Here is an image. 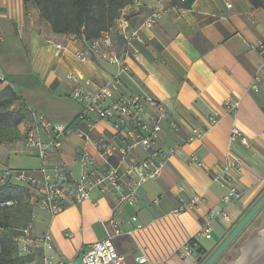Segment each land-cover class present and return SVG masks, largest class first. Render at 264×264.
<instances>
[{
    "label": "crops",
    "instance_id": "1",
    "mask_svg": "<svg viewBox=\"0 0 264 264\" xmlns=\"http://www.w3.org/2000/svg\"><path fill=\"white\" fill-rule=\"evenodd\" d=\"M166 3L171 7L159 23L152 29L141 28V40L135 41L139 54L127 60L129 72L123 88L125 95H150L167 110V116L159 119L156 107L147 108L150 121L159 120L161 125L158 141L167 154L162 175L139 186L138 200L133 204L115 207L116 196L95 186L87 200L53 217L35 205L29 225L33 243H26L23 236L18 240L21 254L32 258L28 264H81L88 245L108 236L113 237L122 264H141V256L149 264H198L263 194L264 55L259 48L264 44V6L254 7L249 0H194L190 8L180 10L169 0ZM158 4V0H144L141 9L128 15L132 29L139 28ZM10 11L12 20L6 18ZM0 20L6 22L5 28L13 25L14 35L22 41L20 46L28 52L31 68L44 80V92L58 98L66 95L73 102L69 109L63 99L52 101L50 110H45L50 119L45 117L53 122L67 125L81 110L71 98L74 82L70 74L102 84L117 71V66L94 55L80 61L77 52L87 50L89 43L54 33L48 22H40L36 9L26 8L24 0H0ZM0 38L5 51H10L12 43L6 35L0 34ZM49 39L62 41L65 49L56 52L47 44ZM114 46L119 51L123 48L118 34ZM4 75L0 73L5 82L9 81ZM23 90L29 93L30 89ZM20 98L36 112L29 101ZM90 121L79 126L89 132L90 139L71 134L64 138L60 152L50 157L51 162L62 161L76 177L84 170L80 161L84 152L94 158L95 167L107 168L108 163L116 164L120 159L118 153L109 156L100 148L101 144L120 141L112 125L95 117ZM235 128L240 131L237 137L232 136ZM148 155L138 146L121 167ZM39 166L30 171L38 174ZM226 178L241 192L230 204L224 201ZM2 181L4 184L6 179ZM195 196L198 202L190 205ZM224 208L227 218L216 219L210 235L199 240L191 257L182 258L180 247L196 236L209 211ZM137 223L143 228L128 234ZM47 235L51 248L44 244ZM243 245L228 264H240L236 262ZM230 250L216 264H222V259L232 254ZM263 256L241 264H264Z\"/></svg>",
    "mask_w": 264,
    "mask_h": 264
},
{
    "label": "built area",
    "instance_id": "2",
    "mask_svg": "<svg viewBox=\"0 0 264 264\" xmlns=\"http://www.w3.org/2000/svg\"><path fill=\"white\" fill-rule=\"evenodd\" d=\"M166 1L168 0H158V6L154 7L144 18L141 26L132 29L131 21L127 18V11L141 9L144 6V0H131L113 27L102 32L98 39L90 42L87 50L77 52V58L82 62L94 55L117 66V71L108 81L96 84L91 80L83 81L73 73L69 75L74 82L71 98L81 105L79 118L83 122H91L92 117L96 120L108 121L120 136L118 143L101 145L99 143L100 148L109 156H114L116 153L120 155L116 164L108 163L107 168L95 167L93 166L94 158L84 152L80 156L84 170L80 177H76L71 169L59 159L51 162L52 153L60 152L64 138L77 134L82 138L90 139V134L81 128L72 129L66 124L53 122L40 113L32 112L34 126L27 133V144L37 149L41 160L38 174L26 170L5 169L3 178L29 185L36 193V205L52 217L71 205L87 200L91 189L95 186H102L104 192L116 196L115 207L133 204L138 200V187L162 175L167 154L158 141L161 125L159 120L154 123L150 121L147 108L148 105L156 107L160 114L159 119L167 116V110L152 96L140 93L125 95L123 88L124 76L129 72L127 60L136 58L139 54L135 41L141 40L140 30L141 28L152 29L159 23L171 7ZM169 1L174 2V0ZM184 1L176 0L177 3ZM172 7L183 9L178 4H172ZM115 34L122 39L123 48L120 51L114 46ZM47 44L52 45L56 52L65 49L62 41L49 39ZM259 52L264 55V44L260 46ZM230 105L229 102L227 106ZM213 121L217 122V117L214 116ZM239 135V129H233L232 136ZM138 146L148 151L149 155L136 164L122 168L123 161ZM225 181L228 190L224 201L230 204L241 196V192L231 180L226 178ZM198 200L199 198L195 196L190 205L197 203ZM227 216L225 208L210 210L196 236L180 247L179 255L185 259L190 258L195 248L198 247L199 240L210 235L213 222L219 218H227ZM132 220L136 221L137 217H132ZM142 228L143 225L137 223L127 233L132 234ZM29 232V228L24 230V240L26 243H33ZM44 244L45 247L51 248L49 235L44 238ZM138 260L141 264H149L144 256ZM122 261L123 257L117 251L112 236L89 244L81 258V264H122Z\"/></svg>",
    "mask_w": 264,
    "mask_h": 264
},
{
    "label": "trees",
    "instance_id": "3",
    "mask_svg": "<svg viewBox=\"0 0 264 264\" xmlns=\"http://www.w3.org/2000/svg\"><path fill=\"white\" fill-rule=\"evenodd\" d=\"M254 7L264 6V0H249ZM131 0H24L26 8L35 5L40 18L48 22L56 34H66L90 43L98 39L102 32L115 25L123 10ZM194 0L177 3L180 8H190ZM128 12V11H127ZM130 20V16L127 15ZM0 77V85L4 83ZM8 92V95H5ZM21 100L11 86L0 92V124L14 129L25 119V114L13 113L8 108ZM83 121L77 115L67 126L80 128ZM12 139H18V131H13ZM36 193L25 183L6 180L0 184V264H28L32 258L22 255L19 238L32 222Z\"/></svg>",
    "mask_w": 264,
    "mask_h": 264
},
{
    "label": "rangeland",
    "instance_id": "4",
    "mask_svg": "<svg viewBox=\"0 0 264 264\" xmlns=\"http://www.w3.org/2000/svg\"><path fill=\"white\" fill-rule=\"evenodd\" d=\"M28 8L36 9L39 12L38 8L33 4H30ZM6 18L9 20L13 19L12 11H10V14H8ZM39 20L40 22H45V20L40 18V13ZM5 24V21L0 20V34L3 36L6 35L7 41L12 43V48L10 51H5V44L0 43V73H5L6 75L4 76L9 80L0 85V92L8 86H12L14 89L16 88L17 91L20 92V96L27 100V102L29 101L37 113H41L46 117L48 116L45 114V110H50L49 108L52 107V101L55 102L57 99H63L64 106L71 109L73 102L70 98L65 97L66 95L58 98L56 96H50L49 93L44 92V80L42 79L41 74L35 70L33 71L31 68L28 52L24 47L20 46L22 41L14 35L13 25L12 28H10V26L5 28ZM24 88L30 89L29 93H25L23 90ZM31 88L40 90H31ZM5 93V95L9 94L8 92ZM0 110L3 111L4 108L1 107ZM8 110L13 113L20 111L25 114V119L16 127V129L12 126L4 127V123L0 124V167H4V170L30 171L33 166L38 164L41 166V160L38 157L35 148L30 147L27 144V133L34 126L32 111L28 109L21 100L12 104ZM48 118L50 119V117ZM15 130L18 131V139H12L14 136L13 131ZM2 179L3 176L0 174V184L3 182ZM37 213L38 212H36V214ZM262 218H264V208L254 218L253 222L249 224L247 231L242 234L238 242L246 237L256 226L260 225ZM224 262L225 260L222 259L221 263L224 264Z\"/></svg>",
    "mask_w": 264,
    "mask_h": 264
},
{
    "label": "water",
    "instance_id": "5",
    "mask_svg": "<svg viewBox=\"0 0 264 264\" xmlns=\"http://www.w3.org/2000/svg\"><path fill=\"white\" fill-rule=\"evenodd\" d=\"M136 9H131L127 15H131ZM75 38V36H74ZM264 208V192L252 207L236 223L221 243L208 255L204 253L198 260V264H216L238 236L253 222L254 218ZM264 254V225L252 238L247 240L242 247V256L236 263H246L249 258H259Z\"/></svg>",
    "mask_w": 264,
    "mask_h": 264
},
{
    "label": "flooded vegetation",
    "instance_id": "6",
    "mask_svg": "<svg viewBox=\"0 0 264 264\" xmlns=\"http://www.w3.org/2000/svg\"><path fill=\"white\" fill-rule=\"evenodd\" d=\"M263 224H264V221H263V223H261L260 225H258V226H256L246 237H244L240 242H238V240L241 238V236H239L238 238H237V240H235L233 243H232V245L229 247V248H231L232 250H230V251H232V254L228 257V258H226V260H225V262H224V264H228V261H230L232 258H234V257H236L237 256V254L239 253V249H240V247L243 245V243L247 240V239H249L250 237H253L255 234H256V232H257V230L258 229H260L262 226H263ZM228 250V249H227ZM263 260H264V256H263V258H262ZM251 264H257V262H253V263H251Z\"/></svg>",
    "mask_w": 264,
    "mask_h": 264
}]
</instances>
